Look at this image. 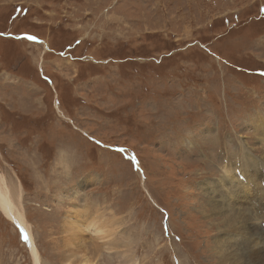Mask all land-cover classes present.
I'll list each match as a JSON object with an SVG mask.
<instances>
[{
	"label": "rangeland",
	"instance_id": "obj_1",
	"mask_svg": "<svg viewBox=\"0 0 264 264\" xmlns=\"http://www.w3.org/2000/svg\"><path fill=\"white\" fill-rule=\"evenodd\" d=\"M261 9L264 0H0V174L19 184L42 264H221L213 237L229 245L232 231L203 207L222 203L227 218L237 182L220 179L224 166L264 164ZM243 152L256 159L244 165ZM213 178L214 192L203 184ZM73 204L90 206L73 224L93 263L71 262L82 253L63 228ZM96 211L118 218L107 237L85 228ZM0 264H34L1 212Z\"/></svg>",
	"mask_w": 264,
	"mask_h": 264
},
{
	"label": "bare ground",
	"instance_id": "obj_2",
	"mask_svg": "<svg viewBox=\"0 0 264 264\" xmlns=\"http://www.w3.org/2000/svg\"><path fill=\"white\" fill-rule=\"evenodd\" d=\"M254 125L256 126L255 128H258L260 126L263 127V129L261 128L262 136H260V140H263L264 119H260L259 116V119H257ZM256 157H258V155ZM242 158H243L242 162L244 164L245 162H247L246 160H249L247 163H250L252 158L254 159L255 156L252 153H250L249 156V153L247 152L246 155L244 154L242 155ZM234 162L235 161H232V163ZM259 163L260 160H257L256 164ZM252 165L255 164L252 163ZM239 166L237 165V163L232 166L230 165L224 166L225 167L224 174L220 178L223 180V182L227 184H228L227 181L228 177L230 182L233 181L237 182L235 183V185L233 184L229 185V189L231 188L230 192L232 198L230 200L224 198L230 208L229 211L227 212V218H220L219 216V214H222V212L224 211L222 203H219L217 207L215 205L213 206V204L211 205L210 202H207L203 207V210L205 211L204 216L214 215L215 217L218 218L219 220L218 225H220L221 228H224L226 230L230 229L232 231V234H230V238H229L230 246L227 244V242L225 243L224 241L219 240V237L217 236L213 237V250L217 252L221 264H264V258L262 257V250H261L264 247V229L262 227L252 228L251 226L252 224H254L253 221L255 220V219L253 220L252 217H255L257 219L258 225H260V223H264V205H263L264 184L261 180V177H264V171H263L264 167L262 165L256 167L253 166L254 168L252 169V168H242L241 165ZM248 166L249 165H247V167ZM247 172H249V174L251 172L253 173L251 174V176L245 177V174H247ZM89 177L90 176H87L86 178L89 179ZM91 178L93 177H90V179ZM213 179H214L213 181H210V179H206L209 181L206 182L205 180L203 181V184L206 185L211 183L209 188L212 189V191L214 192L217 190V188H216V183L214 182L215 178ZM239 183L242 184V190L238 194L240 196L241 201H243L244 205L243 203H239L238 198L233 196L237 192L238 189L237 184ZM219 188L222 187L220 186ZM226 189L228 190V188ZM20 192L21 191L18 183L11 184V181L9 182V179L7 180V178H5L3 174H0V212L4 214V216L7 219L12 220V222L20 228L22 237L24 238V240H26V242L30 247V252L32 254L34 264H42L34 239L31 235L27 223L25 222V218L19 204V199H21L22 196ZM206 193L208 194V192ZM247 193L250 194L248 195ZM254 204H258L259 206L254 207L253 206ZM89 207L90 206L88 205H83L80 207L78 205L73 204L72 206L68 207V209H66L64 214L63 228H66V233H67L66 237H68V239L70 237L74 245L76 246L82 245L81 255L77 260L71 262H76V261H79L81 263H88L90 261L92 262V259L89 256L90 252L88 250V246L84 244V240L86 237H83L82 235L78 234L79 232L83 233L84 231L81 230L79 224L78 225L73 224V219L75 215L79 214L80 212L83 213L87 212L89 210ZM257 208L259 212L258 210H256ZM248 209L251 211V215L245 213L244 210H248ZM208 210L210 212H208ZM101 212L102 211L100 212L96 211L94 214L91 213L90 215H88L89 217L88 220L86 215L87 225L85 226V228L88 227L89 229L90 228L89 225H91L92 227L90 229H92L95 233H97L96 235L99 238L102 237L104 238L105 236L107 237V232H109L108 229L114 227L115 225H118L119 222L116 215L111 218H108V216H102ZM221 228L219 232L221 231ZM240 232L242 233L240 239L244 238L247 241V245L245 242L239 241V238H235V235L234 238L232 237L233 234H238ZM65 241L67 242L66 245L69 247V250L65 253V256L69 257L72 255V252L70 251V243L67 239H65ZM252 246H260V247L263 246V247L261 249H259L260 247L259 248L257 247V249H251ZM73 256H76V254H73ZM71 262L67 261V263H71Z\"/></svg>",
	"mask_w": 264,
	"mask_h": 264
},
{
	"label": "snow or ice",
	"instance_id": "obj_3",
	"mask_svg": "<svg viewBox=\"0 0 264 264\" xmlns=\"http://www.w3.org/2000/svg\"><path fill=\"white\" fill-rule=\"evenodd\" d=\"M261 11H264V9H261ZM27 39H35L34 37H31V36H29V37H27Z\"/></svg>",
	"mask_w": 264,
	"mask_h": 264
}]
</instances>
